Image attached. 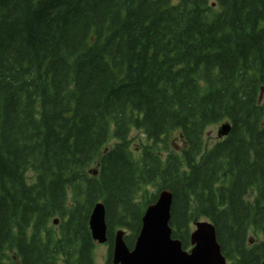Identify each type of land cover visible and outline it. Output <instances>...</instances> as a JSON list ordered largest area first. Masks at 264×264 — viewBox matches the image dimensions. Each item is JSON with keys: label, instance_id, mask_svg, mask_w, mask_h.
Wrapping results in <instances>:
<instances>
[{"label": "trees", "instance_id": "trees-1", "mask_svg": "<svg viewBox=\"0 0 264 264\" xmlns=\"http://www.w3.org/2000/svg\"><path fill=\"white\" fill-rule=\"evenodd\" d=\"M163 189L185 249L264 262V0H0V264H95L98 202L113 264Z\"/></svg>", "mask_w": 264, "mask_h": 264}, {"label": "water", "instance_id": "water-1", "mask_svg": "<svg viewBox=\"0 0 264 264\" xmlns=\"http://www.w3.org/2000/svg\"><path fill=\"white\" fill-rule=\"evenodd\" d=\"M230 131V123L222 124L218 129V138L226 137ZM172 204V193L162 190L157 201L146 208L132 250L124 239V231L116 233L113 264H228L217 240L215 226L211 222L195 223V229L190 235V251L183 248L180 239L173 238L170 226ZM89 229L95 242L105 244L108 241L104 203L98 202L93 206Z\"/></svg>", "mask_w": 264, "mask_h": 264}, {"label": "rangeland", "instance_id": "rangeland-1", "mask_svg": "<svg viewBox=\"0 0 264 264\" xmlns=\"http://www.w3.org/2000/svg\"><path fill=\"white\" fill-rule=\"evenodd\" d=\"M220 125H216L213 127H210L207 132H206V136H205V142L207 145L211 146L214 143H216L219 138H218V129H219ZM148 140L146 138V136L140 132V131H134L131 133V148L133 150L134 155H139L141 153V151L143 150V145L147 144ZM175 146L177 147V149L181 150V145L180 142L175 141L174 142ZM178 146H177V145ZM90 172H92L93 175H97V169L96 167H92L89 169ZM152 192L156 191V189H151ZM140 202V199H139ZM136 217H138L139 213H134ZM201 221H205V220H201ZM57 226V225H56ZM193 230V226L191 231ZM131 232L126 230V236H130ZM254 244V241L253 243ZM109 252V247L107 244L101 245L96 243V247L94 249V261L95 264H106L107 261V257H108V253Z\"/></svg>", "mask_w": 264, "mask_h": 264}, {"label": "bare ground", "instance_id": "bare-ground-1", "mask_svg": "<svg viewBox=\"0 0 264 264\" xmlns=\"http://www.w3.org/2000/svg\"><path fill=\"white\" fill-rule=\"evenodd\" d=\"M231 125V124H230ZM206 221V220H205ZM197 222H204V221H197ZM197 222H194V223H197ZM206 222H209V221H206ZM190 246H191V244H190Z\"/></svg>", "mask_w": 264, "mask_h": 264}]
</instances>
